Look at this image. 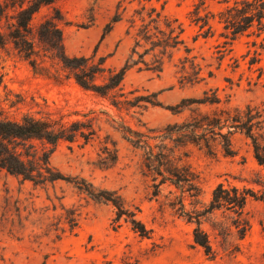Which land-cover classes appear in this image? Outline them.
<instances>
[{"label": "rangeland", "instance_id": "1", "mask_svg": "<svg viewBox=\"0 0 264 264\" xmlns=\"http://www.w3.org/2000/svg\"><path fill=\"white\" fill-rule=\"evenodd\" d=\"M201 1L58 0L53 7L41 10L33 20L34 28L59 11L62 19L57 25L66 53L89 58L96 54L97 60L106 57L105 66L112 70L122 68L132 55L134 26L141 21L136 12L143 7L146 10L142 16L156 8L183 24L185 42L166 58L163 72L157 75L144 65L137 66L127 72L122 89L110 97L78 86L69 69L43 44L36 45V66L10 41L0 49V107L9 120L19 121L25 115L64 117L68 121L93 119L97 131L88 144L78 139L57 145L50 163L68 181L35 186L0 170V264H264V200L247 203L244 218L249 223L243 239L233 227L238 220L234 213L216 211L203 222L215 251L214 257L208 256L195 244V225L181 216V190L170 184L157 188L146 167L145 150L128 143L121 131L127 127L152 138L165 135L169 127L182 124L194 111L217 108L193 103L207 90L221 98L219 108L251 106L264 110V31L259 34L254 26L224 45L225 30L218 22V13L226 7V0H203V14L210 12L217 17L210 23L211 36L198 37L199 28L190 13ZM118 14L122 21L103 38L106 26ZM0 30H7L5 20ZM186 48L204 69L206 80L201 83H180L185 74L181 62L188 55ZM186 71L191 72L189 64ZM210 71L214 73L212 78L208 77ZM114 94L118 106L112 104ZM159 141L149 143L157 145ZM113 143L119 160L111 165L104 148L113 150ZM168 143L171 148L177 145ZM251 144L246 135L237 133L232 156H226L221 147L210 152L188 145L181 150L198 177V207L209 205L219 184L264 195V166L255 159ZM79 186L98 196L116 192L127 209L137 212L149 236L134 230L125 217L114 222L117 209L111 203L96 201ZM196 201L184 198L185 210L193 211ZM69 212L79 215L73 232L66 224ZM229 229L232 234L227 236L225 230Z\"/></svg>", "mask_w": 264, "mask_h": 264}, {"label": "trees", "instance_id": "2", "mask_svg": "<svg viewBox=\"0 0 264 264\" xmlns=\"http://www.w3.org/2000/svg\"><path fill=\"white\" fill-rule=\"evenodd\" d=\"M58 0H0V23L7 22V30H0V49L5 48L10 41L15 48L36 66L34 58L37 56V43L47 46L63 66L72 73L75 83L85 90L94 92L102 97H110L113 93L122 88L128 71L144 65L149 72L160 75L164 70L166 58H171L173 51L185 40L183 24L177 19H170L169 16L151 8L147 16H142L146 7L140 12V25L136 28L134 36V47L132 55L124 66L118 70H112L105 66L106 57L97 60V55L92 57L80 56L70 57L64 48L63 34L57 23L62 19L59 11L52 19L41 22L37 28L32 23L44 7H53ZM152 2L153 0H145ZM233 1V4L231 2ZM226 7L218 13L219 24L223 25L225 32L222 36L226 39L224 45L230 44L238 37L244 35L256 26L259 34L264 31V0H226ZM205 1L195 5L192 16L193 24L199 28V36L210 37L212 26L210 23L216 20V15L207 12L203 14ZM122 21L121 15L116 17L106 26L103 38L111 32L114 25ZM135 25V20L131 21ZM140 49L142 51H140ZM188 55L184 58L182 69L185 74L180 83L195 85L206 80L203 74V67L196 63V58L190 57L191 50L186 48ZM137 57V58H136ZM148 57H152L151 61ZM97 60V61H96ZM256 62H251L254 64ZM187 64L191 72L186 71ZM142 69V67H139ZM213 72H208L212 78ZM103 79L102 81H99ZM212 93V96L210 95ZM114 106L120 104L118 97L114 94ZM199 105L217 106L211 112L196 110L192 116L182 124H176L166 131L165 135L156 138L149 137L143 133L135 132L131 128L122 127L127 142L136 148H142L146 154V167L154 177L156 187L160 188L165 184L175 186L181 190L182 197L179 198L181 216L188 220V223L195 225L193 236L195 244L202 247L206 255L214 257L209 235L202 228L216 211L234 213L238 216L237 223L233 227L237 229L240 239L245 238L248 231L249 221L244 218L245 208L251 199L264 200L251 190L237 187L226 188L219 184L214 192L212 201L207 207H198L201 188L198 184V177L186 163L187 155L181 150L188 146H200L213 152L221 147L226 156H232L235 151L232 147L233 137L237 133L247 136L251 141L254 157L259 165L264 166V110L258 107L246 106L244 109L224 107L219 108L221 98L212 90L205 91L204 97L194 100ZM54 118H37L25 115L19 121L9 120L0 107V170L8 174L22 177L23 180L33 183L35 186L53 185L57 181L69 178L54 168L50 158L57 145L62 141L74 143L82 139L89 143L96 136V129L93 119L68 121ZM150 131L149 133H152ZM147 137V139H145ZM151 140H160L159 144L152 145ZM169 141L176 142L171 148ZM37 142L44 146L40 149ZM48 147V148H47ZM113 150L105 146L104 153H107L109 164L114 165L119 160L118 150L113 143ZM85 190L96 201L111 203L116 209V220L119 222L125 217L134 230L142 236L148 237L150 231L138 218L137 212L127 209L121 196L116 192L108 196H98ZM108 194V193H107ZM184 198H193L196 207L193 211L185 210ZM79 215L69 212L66 224L73 232L79 224ZM227 236L232 234L231 229L225 230ZM60 236H58V239ZM234 250H237L236 248Z\"/></svg>", "mask_w": 264, "mask_h": 264}]
</instances>
